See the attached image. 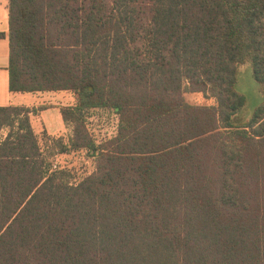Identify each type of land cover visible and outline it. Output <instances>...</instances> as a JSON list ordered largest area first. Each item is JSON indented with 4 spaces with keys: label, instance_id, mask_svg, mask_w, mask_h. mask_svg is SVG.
<instances>
[{
    "label": "trees",
    "instance_id": "trees-1",
    "mask_svg": "<svg viewBox=\"0 0 264 264\" xmlns=\"http://www.w3.org/2000/svg\"><path fill=\"white\" fill-rule=\"evenodd\" d=\"M8 41L9 91L70 92L46 142L95 167L71 182L34 110L0 107V264H264V0H8ZM242 63L262 99L244 126Z\"/></svg>",
    "mask_w": 264,
    "mask_h": 264
},
{
    "label": "rangeland",
    "instance_id": "rangeland-1",
    "mask_svg": "<svg viewBox=\"0 0 264 264\" xmlns=\"http://www.w3.org/2000/svg\"><path fill=\"white\" fill-rule=\"evenodd\" d=\"M236 89L245 98V105L239 113V116L241 119H243L241 125L244 126L246 125V122L248 121L253 110L262 100L259 86L252 78L251 67L248 63H242L241 65L237 66ZM57 94L58 95L55 98L56 100H53V102L63 105L60 107L71 106L74 104V99L70 92L58 91ZM183 97L187 103L192 105L213 104V100L211 98H206L201 93H184ZM49 102L52 101L50 100ZM49 106L54 105L44 102V104L38 105L37 108L30 109L34 110V114H36V110H41ZM31 116L32 115L29 117ZM116 123L117 119L112 113L98 109L92 110L90 116L86 120V127L91 138L100 143L103 140L111 138L115 134ZM32 129L34 134L37 136L38 146L41 149L44 157H46L48 163L51 164L52 169H55L57 166L69 168L72 178L71 182H76L80 177L91 174L94 171L95 159L91 158V156L85 155V152H76L69 155H58V153L52 151V148L50 147L51 141L49 143L46 142L47 138H66L70 133V129L68 127H66L67 130L62 132V134L50 136L42 132L37 119H32ZM6 133L7 128L2 127L0 129V139ZM45 146H47V148Z\"/></svg>",
    "mask_w": 264,
    "mask_h": 264
},
{
    "label": "crops",
    "instance_id": "crops-1",
    "mask_svg": "<svg viewBox=\"0 0 264 264\" xmlns=\"http://www.w3.org/2000/svg\"><path fill=\"white\" fill-rule=\"evenodd\" d=\"M0 107L21 106L26 108H37L38 105L48 102L54 106H49L41 110H36V114L30 117L37 119L40 129L46 135L55 136L62 134L67 129L62 122L60 106L53 102L56 100L57 92H37V93H14L8 89V65H9V41H8V0H0ZM52 102H49V101ZM50 112V113H49Z\"/></svg>",
    "mask_w": 264,
    "mask_h": 264
},
{
    "label": "built area",
    "instance_id": "built-area-1",
    "mask_svg": "<svg viewBox=\"0 0 264 264\" xmlns=\"http://www.w3.org/2000/svg\"><path fill=\"white\" fill-rule=\"evenodd\" d=\"M53 167H54V165H53Z\"/></svg>",
    "mask_w": 264,
    "mask_h": 264
}]
</instances>
